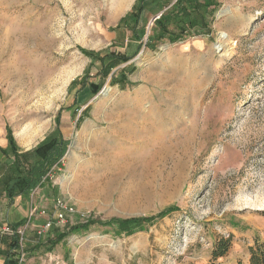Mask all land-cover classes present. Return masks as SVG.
<instances>
[{
	"label": "rangeland",
	"instance_id": "obj_1",
	"mask_svg": "<svg viewBox=\"0 0 264 264\" xmlns=\"http://www.w3.org/2000/svg\"><path fill=\"white\" fill-rule=\"evenodd\" d=\"M136 1L0 0V148L8 134L65 146L49 184L12 206L22 243L40 242L20 264H249L264 241V0H218L209 34L154 49L150 10L141 41L116 29ZM89 51L122 57L103 67ZM56 199L73 209L63 221Z\"/></svg>",
	"mask_w": 264,
	"mask_h": 264
},
{
	"label": "trees",
	"instance_id": "obj_2",
	"mask_svg": "<svg viewBox=\"0 0 264 264\" xmlns=\"http://www.w3.org/2000/svg\"><path fill=\"white\" fill-rule=\"evenodd\" d=\"M159 2L160 0H137L131 9L120 18L116 29L124 27L130 31L134 40L141 41L146 31L144 11L147 9L151 11L150 8L158 6ZM218 5V0H175L153 21L145 46L154 49L164 40L175 43L184 40L189 35L209 34L213 12ZM87 53L101 60L103 67L106 65L103 61L108 58L109 68L117 64L122 57L118 58L107 53L101 55L100 52L89 51ZM128 59L129 57H125L123 61ZM85 85L86 83L80 89H83ZM88 89L94 92L90 87ZM7 140V146L0 148V153L6 157V160H10V162L6 160L0 162V196L3 195L7 204L10 205L17 197L27 200L36 188L43 189L46 184H49L50 174L60 168V159L64 154L65 146L61 139L50 135L45 136L37 145L27 150L19 149L9 134ZM139 221H127L123 223V228L139 223ZM24 222L25 218L16 223H9L12 233L7 234L3 239L0 237L2 264H19L21 250L26 254L30 247L38 249L40 242L32 246L22 243L23 246L20 247V240L21 238L23 240V236L17 230L24 225ZM64 233V231L59 232L55 238L48 240L47 249H52L54 245L61 242L66 236ZM229 248L228 238L221 237L215 241L211 249L212 262L215 263V259L227 255ZM249 253V264H264V241L255 239L249 248Z\"/></svg>",
	"mask_w": 264,
	"mask_h": 264
},
{
	"label": "built area",
	"instance_id": "obj_3",
	"mask_svg": "<svg viewBox=\"0 0 264 264\" xmlns=\"http://www.w3.org/2000/svg\"><path fill=\"white\" fill-rule=\"evenodd\" d=\"M54 216L57 219V221H63L65 219V216L67 213L73 212L72 207L65 204L61 199H56L54 204ZM51 220H48L46 224L44 225V229H48L51 226ZM18 233L22 236V232L20 230H17ZM0 232L3 234H9L12 233L11 227L5 222H2L0 220ZM22 238L20 240V247L22 248ZM24 257V252L21 250L20 256H19V264L22 262V259Z\"/></svg>",
	"mask_w": 264,
	"mask_h": 264
},
{
	"label": "crops",
	"instance_id": "obj_4",
	"mask_svg": "<svg viewBox=\"0 0 264 264\" xmlns=\"http://www.w3.org/2000/svg\"><path fill=\"white\" fill-rule=\"evenodd\" d=\"M175 0H160V2H159V4H158V6H154V7H151L150 9H151V12H152V14H153V21L159 16V13L158 12H160V14L166 9V7L167 6H169L170 4H172L173 2H174ZM169 2V5H167L166 7L164 6V4H166V3H168ZM164 3V4H163ZM158 9V10H157ZM146 11H148V9L146 10ZM146 11H144V15H146ZM149 12V11H148ZM1 197H3V195H1ZM4 198V197H3ZM17 198H19L20 199V197H17ZM16 198V199H17ZM5 199V198H4ZM15 199V200H16ZM21 200V199H20ZM6 202V201H5ZM5 202H4V204H5ZM15 202V201H14ZM14 203H12V204H10V205H8V204H5V209H3L4 211H5V213H6V219L8 220V222H10V223H16V222H19L21 219H23L24 217L22 216V217H19V218H17L16 220H12V218H11V210L12 211H14ZM12 206H13V208H12ZM3 207V208H4ZM2 213V212H1ZM28 243H30V242H28Z\"/></svg>",
	"mask_w": 264,
	"mask_h": 264
},
{
	"label": "bare ground",
	"instance_id": "obj_5",
	"mask_svg": "<svg viewBox=\"0 0 264 264\" xmlns=\"http://www.w3.org/2000/svg\"><path fill=\"white\" fill-rule=\"evenodd\" d=\"M129 1H130V0H110V2H111L113 5H115V7H116V12H118V13L121 12V11H122V10L128 5ZM45 20H46V19H45ZM45 24H46V22H45ZM34 25H35V24H34ZM43 29H44V25L40 26L39 29H38V31L42 32ZM219 38H220V41H219V43H218V45H217V48H219L220 50H223L224 47H225V44H224L223 42H224V39H226V35H225V33L221 32ZM75 70H76V69H75ZM75 70H73L72 73H75V72H76ZM70 73H71V72L67 73V76H70V75H71ZM65 80H66V79L64 78V79L61 81V83H60V87H62V85L64 84ZM60 89H61V88H59V90H60ZM28 106H29V105H28Z\"/></svg>",
	"mask_w": 264,
	"mask_h": 264
},
{
	"label": "water",
	"instance_id": "obj_6",
	"mask_svg": "<svg viewBox=\"0 0 264 264\" xmlns=\"http://www.w3.org/2000/svg\"><path fill=\"white\" fill-rule=\"evenodd\" d=\"M152 24V23H151Z\"/></svg>",
	"mask_w": 264,
	"mask_h": 264
}]
</instances>
